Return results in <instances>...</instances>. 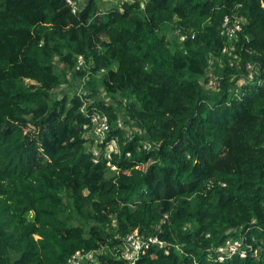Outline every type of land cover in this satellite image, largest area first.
<instances>
[{
  "label": "trees",
  "instance_id": "obj_1",
  "mask_svg": "<svg viewBox=\"0 0 264 264\" xmlns=\"http://www.w3.org/2000/svg\"><path fill=\"white\" fill-rule=\"evenodd\" d=\"M98 2L73 14L67 0H0V264L93 250L96 264H127L114 251L134 230L165 242L136 264H264V0ZM235 15L246 22L231 67L220 28ZM79 55L92 93L54 98L66 71L87 74ZM99 75L124 101L130 141L118 108L97 98ZM94 112L121 141L119 174L87 150ZM229 239L247 256L221 261Z\"/></svg>",
  "mask_w": 264,
  "mask_h": 264
},
{
  "label": "built area",
  "instance_id": "obj_2",
  "mask_svg": "<svg viewBox=\"0 0 264 264\" xmlns=\"http://www.w3.org/2000/svg\"><path fill=\"white\" fill-rule=\"evenodd\" d=\"M110 1V0H107ZM116 6L122 7L126 2H131L132 0H114ZM68 5L71 7L73 14H77L82 10V7L86 6V0H67ZM246 19L240 16H226L222 26L220 28V34L222 37L228 40V46L225 47L224 53H227L232 59L229 60L231 67L238 66L240 62V57L235 53L236 48L231 42L237 41L239 32L242 31L243 25L245 24ZM179 33L180 39L184 41L185 35L182 32ZM88 63L83 55L77 57L76 68L80 70L84 66H87ZM247 75L244 80L253 81L255 79V74L258 71V68L254 64H247L246 66ZM87 81L89 80V72L86 74ZM209 88L218 89L219 79L216 75L209 76ZM245 82V81H244ZM262 81L259 82L261 84ZM207 84V85H208ZM118 128L124 129L123 120L118 119L117 122ZM84 129H88V126H85ZM110 133V123L108 115L103 112H94L91 116V129H89V135L93 137V145L89 150L94 155V162H99L100 158L103 156L108 161L109 172L114 174H119V167L112 163L114 155H121V141L119 138H112L108 140ZM134 131L129 129V132L126 133L125 138L129 141L133 138ZM105 145V146H102ZM152 148L151 144L144 143V149L150 150ZM128 157L131 156L130 153L127 154ZM167 218V217H166ZM152 245H158L161 248L165 246V242L160 241L157 236L146 235L138 230H134L128 234L121 245L117 246L114 251V255L117 259L125 261L127 264H136L140 257L145 254ZM259 249L255 251V255L258 256L260 251ZM220 254V260H224L225 257L240 253L241 257L247 256V251L242 249V243L238 240L229 239L226 241L225 245L218 249ZM100 253L99 250H93L90 252L77 251L75 252L67 261V264H96L97 254Z\"/></svg>",
  "mask_w": 264,
  "mask_h": 264
},
{
  "label": "rangeland",
  "instance_id": "obj_3",
  "mask_svg": "<svg viewBox=\"0 0 264 264\" xmlns=\"http://www.w3.org/2000/svg\"><path fill=\"white\" fill-rule=\"evenodd\" d=\"M99 5L101 6L100 8L102 10H107L109 8H112L114 6H116V2L114 0H110L109 2H104L102 0H99ZM164 34H166L167 39H169V41H171L172 44L179 46L178 44H176V42H180V35L179 33L177 34L176 29L173 26H169L164 28L163 32ZM104 40H106L104 38ZM182 45H180L179 47H181ZM176 46H173V49L175 50ZM55 63L60 67L63 68L62 62L60 60V58H56L55 59ZM89 67L90 65L88 64L87 66H84L83 68H81L80 70H78L76 67V71H82L84 73L89 72ZM214 71H215V67H211L209 70V76L214 75ZM67 73V82L62 84L61 86H58L53 92V96L55 98V96H59L61 94L62 91H65L69 94V96H72L76 93L80 94V95H84V96H88L92 93V89L89 88L88 85V81L86 79L87 75L81 76V75H77L75 74V71H66ZM99 79H97V82H95V85L93 86V88L97 91V98L99 100H102L104 102H106L107 104H111L115 107L118 108V112L120 114V119L123 120L124 123V130L127 132H129L130 126L128 124H126V119H124L123 115L125 114V109L124 106H122L121 102L124 103L122 97L119 94H112L109 93V91H107V89L105 88L104 84H103V79H102V75L98 76ZM28 82V81H27ZM29 83V82H28ZM207 88H209V84L206 85ZM92 139H94L92 137ZM93 143H88L87 144V150L89 151L92 148Z\"/></svg>",
  "mask_w": 264,
  "mask_h": 264
},
{
  "label": "water",
  "instance_id": "obj_4",
  "mask_svg": "<svg viewBox=\"0 0 264 264\" xmlns=\"http://www.w3.org/2000/svg\"><path fill=\"white\" fill-rule=\"evenodd\" d=\"M91 0H86V3H89Z\"/></svg>",
  "mask_w": 264,
  "mask_h": 264
},
{
  "label": "crops",
  "instance_id": "obj_5",
  "mask_svg": "<svg viewBox=\"0 0 264 264\" xmlns=\"http://www.w3.org/2000/svg\"><path fill=\"white\" fill-rule=\"evenodd\" d=\"M104 1H106V0H104Z\"/></svg>",
  "mask_w": 264,
  "mask_h": 264
},
{
  "label": "clouds",
  "instance_id": "obj_6",
  "mask_svg": "<svg viewBox=\"0 0 264 264\" xmlns=\"http://www.w3.org/2000/svg\"><path fill=\"white\" fill-rule=\"evenodd\" d=\"M87 4V3H86Z\"/></svg>",
  "mask_w": 264,
  "mask_h": 264
}]
</instances>
